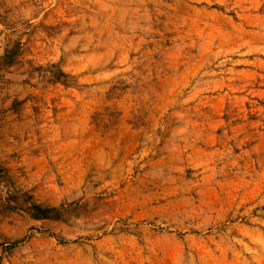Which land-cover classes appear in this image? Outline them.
Here are the masks:
<instances>
[{
	"label": "rangeland",
	"instance_id": "374dc122",
	"mask_svg": "<svg viewBox=\"0 0 264 264\" xmlns=\"http://www.w3.org/2000/svg\"><path fill=\"white\" fill-rule=\"evenodd\" d=\"M0 264H264V0H0Z\"/></svg>",
	"mask_w": 264,
	"mask_h": 264
}]
</instances>
